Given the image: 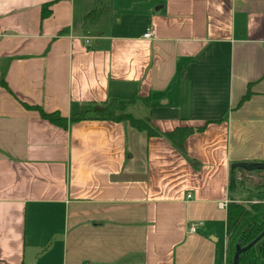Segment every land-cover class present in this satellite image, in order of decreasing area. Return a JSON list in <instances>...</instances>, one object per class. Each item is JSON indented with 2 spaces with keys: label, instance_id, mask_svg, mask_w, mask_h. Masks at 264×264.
I'll list each match as a JSON object with an SVG mask.
<instances>
[{
  "label": "crops",
  "instance_id": "obj_1",
  "mask_svg": "<svg viewBox=\"0 0 264 264\" xmlns=\"http://www.w3.org/2000/svg\"><path fill=\"white\" fill-rule=\"evenodd\" d=\"M0 81V264H214L230 167L264 163V0H0ZM110 100L161 133L203 130L182 155L22 106L70 119Z\"/></svg>",
  "mask_w": 264,
  "mask_h": 264
},
{
  "label": "trees",
  "instance_id": "obj_2",
  "mask_svg": "<svg viewBox=\"0 0 264 264\" xmlns=\"http://www.w3.org/2000/svg\"><path fill=\"white\" fill-rule=\"evenodd\" d=\"M48 5L45 6L42 17L49 15ZM106 9L94 8L85 17V24H95ZM0 87L8 90L5 83L0 81ZM251 86L248 85L246 94L241 98L237 108H240L245 102L251 97L250 92ZM23 108L29 112H35L39 115L40 119L66 130L70 124L78 123L88 119L96 121H106L113 123L127 124L132 129L144 132L147 137H157L166 139L177 151L184 155V143L186 139L194 133L202 132L203 128H176L174 131L169 133H161L156 130L148 121L135 119L129 113L125 112L124 109L118 106L116 100H110L101 107V111H91L92 117L89 116V112L76 115L70 119L62 117L58 112L46 113L40 107L28 106L22 104ZM243 170L236 169L232 175L233 181L229 187L231 194L240 193L243 189L249 190L250 188L244 187ZM258 174H261L258 172ZM264 174V172H262ZM249 175V174H248ZM254 187L261 189L262 185L255 184ZM246 188V189H245ZM264 199V196H260ZM253 199V198H252ZM251 199V200H252ZM251 200H248L250 202ZM246 201V200H245ZM239 200L231 198L226 208V264L232 263V258L235 253V247L238 244L239 238L246 239L249 243L257 235V225L260 223V216L264 213V204L252 205V204H239ZM255 235V236H254ZM242 236V237H241ZM261 256L256 254L252 248L247 253L240 255L238 264H260Z\"/></svg>",
  "mask_w": 264,
  "mask_h": 264
},
{
  "label": "rangeland",
  "instance_id": "obj_3",
  "mask_svg": "<svg viewBox=\"0 0 264 264\" xmlns=\"http://www.w3.org/2000/svg\"><path fill=\"white\" fill-rule=\"evenodd\" d=\"M143 108V107H141ZM144 111V108L141 112ZM261 174H258V172H243V176H240V178L244 177V187L250 188L249 190H242L240 193H234L231 198L236 200H251L255 197L264 196V174L260 172ZM249 174V175H248ZM255 184L262 185L261 189H257L254 187ZM224 222L223 221H216L214 225V232L213 234H210L208 237H206L209 241V244L214 248L215 251V257H214V264H222V252L224 251L225 247V240H224ZM34 244H37L38 242L33 238ZM53 241V239H52ZM52 241L50 243H52ZM52 245V244H51ZM42 248H39L41 250ZM30 250V249H28ZM54 255V254H52ZM51 263H54L56 259H54L52 256L50 257Z\"/></svg>",
  "mask_w": 264,
  "mask_h": 264
},
{
  "label": "flooded vegetation",
  "instance_id": "obj_4",
  "mask_svg": "<svg viewBox=\"0 0 264 264\" xmlns=\"http://www.w3.org/2000/svg\"><path fill=\"white\" fill-rule=\"evenodd\" d=\"M239 202H240L239 204L258 205V204H264V199L260 197H255L250 202L245 201V200H241ZM256 239H258V241L249 250L253 248L256 254H260L261 256L260 264H264V213L262 214V216H260V223L257 225V235L254 237V239L251 242L247 243L248 241L244 239L243 237L239 238L238 244L236 246H240L241 249L245 248L246 246H248L250 243H252Z\"/></svg>",
  "mask_w": 264,
  "mask_h": 264
},
{
  "label": "water",
  "instance_id": "obj_5",
  "mask_svg": "<svg viewBox=\"0 0 264 264\" xmlns=\"http://www.w3.org/2000/svg\"><path fill=\"white\" fill-rule=\"evenodd\" d=\"M95 110L101 111V108H95ZM236 169H240L248 173L264 172V163H234L232 164L230 167V181H229L230 185L233 181L232 175ZM258 239L254 240L252 243H250L248 246L242 249L240 248V246H236L235 253L233 255L231 264H238L240 255L247 252L258 241Z\"/></svg>",
  "mask_w": 264,
  "mask_h": 264
},
{
  "label": "built area",
  "instance_id": "obj_6",
  "mask_svg": "<svg viewBox=\"0 0 264 264\" xmlns=\"http://www.w3.org/2000/svg\"><path fill=\"white\" fill-rule=\"evenodd\" d=\"M143 39L145 40H151L154 37V31L153 30H147L144 34H143ZM85 43L88 44L89 41L88 39L85 40ZM228 202H224L219 204V208L222 210H225L227 208ZM202 226V222H198L197 224H192L189 226V233H196L197 228Z\"/></svg>",
  "mask_w": 264,
  "mask_h": 264
}]
</instances>
